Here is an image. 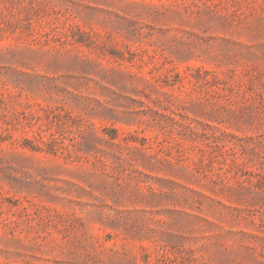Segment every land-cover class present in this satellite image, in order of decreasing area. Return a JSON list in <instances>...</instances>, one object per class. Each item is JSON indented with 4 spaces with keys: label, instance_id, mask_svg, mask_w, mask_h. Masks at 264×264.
Listing matches in <instances>:
<instances>
[{
    "label": "rangeland",
    "instance_id": "1",
    "mask_svg": "<svg viewBox=\"0 0 264 264\" xmlns=\"http://www.w3.org/2000/svg\"><path fill=\"white\" fill-rule=\"evenodd\" d=\"M0 264H264V0H0Z\"/></svg>",
    "mask_w": 264,
    "mask_h": 264
}]
</instances>
